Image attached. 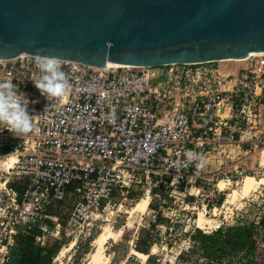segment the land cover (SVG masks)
I'll list each match as a JSON object with an SVG mask.
<instances>
[{"label": "built area", "instance_id": "built-area-1", "mask_svg": "<svg viewBox=\"0 0 264 264\" xmlns=\"http://www.w3.org/2000/svg\"><path fill=\"white\" fill-rule=\"evenodd\" d=\"M241 61V71L224 76L214 63L96 68L61 60L70 86L65 97L49 99L34 87V56L0 61V80L12 81L36 117L23 136L0 128V150L11 149L0 151V264L24 229H36L42 247L63 228L68 237L82 234L116 197L145 186L149 224L168 200L152 194L156 188L169 198H200L207 214L205 193L220 194L219 183L229 182L224 162L214 159L217 169L207 171L212 157L264 149V53ZM188 150L202 155V168L186 164ZM9 156L15 159L6 167ZM69 199L63 227L48 211Z\"/></svg>", "mask_w": 264, "mask_h": 264}, {"label": "water", "instance_id": "water-1", "mask_svg": "<svg viewBox=\"0 0 264 264\" xmlns=\"http://www.w3.org/2000/svg\"><path fill=\"white\" fill-rule=\"evenodd\" d=\"M104 68L241 61L264 53V0H0V61Z\"/></svg>", "mask_w": 264, "mask_h": 264}, {"label": "rangeland", "instance_id": "rangeland-1", "mask_svg": "<svg viewBox=\"0 0 264 264\" xmlns=\"http://www.w3.org/2000/svg\"><path fill=\"white\" fill-rule=\"evenodd\" d=\"M210 65H214L219 70L218 72L225 76L238 73L246 66V63L226 61ZM12 144L17 145V142H12ZM261 150V146L255 150L243 146L241 150L231 148V154L227 158L229 150L225 151V156L222 153L212 157L211 164L207 166V171L217 169L218 166L214 159L219 160V163L224 162L229 178V182L226 179L224 182L229 185L222 189L220 194L211 191L205 193L208 196L210 210L208 208V213H204V215L216 222L210 229H199L194 222L198 211H202L200 198L195 199L193 197L191 202L185 201L182 196L178 195L169 198L162 190L168 199L166 204L161 206L160 215L164 222L151 230L148 222L150 218L147 216L149 197L143 195L147 189L145 186L141 190H132L127 195L116 197L112 201L114 205L112 204L100 213L101 215L92 229L68 237L65 234V228H63L59 237L48 240L47 245H51L54 241L62 243L51 264H90L89 255L93 251L95 240L98 237L102 239L104 255L108 259L107 264H145L147 255L140 260L133 253L137 240L142 239L146 232L150 233L152 239L149 253L156 258L154 264H264V228L262 227H258L254 234L255 251L249 263L247 259L243 258L242 253H227L208 262L201 258V252L196 245L193 246L194 242L191 239L196 230L210 235L219 227L226 228L240 222L257 223L260 217L264 216V183L247 197L242 198L238 194L235 203L225 205L227 195L234 190L238 192L245 176H253L257 179L264 178V166L260 165ZM239 151H241L240 154ZM131 193L132 196L129 197ZM143 198H147L145 213L141 217L137 214L129 221L130 211L136 202ZM151 199V204L158 206L156 198L152 197ZM71 203L72 199H69L53 209L60 214V220L64 223L63 227H65L66 216L71 208ZM213 203L217 207L216 216H213L214 210L212 211L213 206H211ZM63 248L68 250L57 260L58 254Z\"/></svg>", "mask_w": 264, "mask_h": 264}, {"label": "trees", "instance_id": "trees-1", "mask_svg": "<svg viewBox=\"0 0 264 264\" xmlns=\"http://www.w3.org/2000/svg\"><path fill=\"white\" fill-rule=\"evenodd\" d=\"M13 142L16 141L14 140ZM10 150V145L7 144L0 151L2 154H5ZM162 190L161 188L153 189L152 194L158 193L162 197H165ZM131 196L132 193L129 194V197ZM58 205L51 206L48 212L61 219L60 214L53 210ZM151 208L156 209L157 205L151 204ZM162 222H164V219L159 214L155 223L150 224V229H154L155 226L162 224ZM47 225L49 227L53 226L51 221H47ZM258 227L264 228V216L260 217L257 223L240 222L226 228L219 227L210 235L196 230L192 234L191 239L194 242L193 246L196 245L197 249L201 252V258L208 262L217 256H224L227 253H242L243 258L247 259L249 263L255 251L254 234ZM37 235L38 231L36 229H24V232L19 233L16 237L15 244L9 249L8 260L4 264H51L53 257L56 255L62 243L54 241L51 245L46 244L42 247L35 243V237ZM151 245L152 239L150 233L146 232L142 239L137 240L133 255L140 260L147 255L148 258L145 264H154L156 258L149 253Z\"/></svg>", "mask_w": 264, "mask_h": 264}, {"label": "clouds", "instance_id": "clouds-1", "mask_svg": "<svg viewBox=\"0 0 264 264\" xmlns=\"http://www.w3.org/2000/svg\"><path fill=\"white\" fill-rule=\"evenodd\" d=\"M34 59L40 73L33 81L34 87L47 99L65 97L70 85L61 59L39 53ZM28 103L23 93L18 94L12 81L0 80V128H6L16 137L31 133L36 117L29 114ZM185 157L186 164H195L197 169L204 165L202 155L192 150H188Z\"/></svg>", "mask_w": 264, "mask_h": 264}, {"label": "bare ground", "instance_id": "bare-ground-1", "mask_svg": "<svg viewBox=\"0 0 264 264\" xmlns=\"http://www.w3.org/2000/svg\"><path fill=\"white\" fill-rule=\"evenodd\" d=\"M250 55H253L251 53ZM106 66H111V67H120V66H112V65H106ZM262 155L260 159V165L264 166V149L261 150ZM10 157V158H9ZM8 160L4 161L6 167H10V165L14 161L13 156H9ZM264 183V178H255L253 176H245L243 178V181L241 183V186L238 189V192L236 190L230 192V194L227 195V199L225 200V205H230L236 202L238 194L243 197H247L251 192L255 191L260 185ZM229 184L221 181L219 183L220 189H225ZM147 198L139 199L135 206L132 208V210L129 213V218L128 220H132L135 215H139L140 217L145 213L146 210V201ZM224 208V206H222ZM213 216H216V209L213 211ZM195 224L197 228L199 229H210L213 224H216L214 220L211 218H207L203 211H198L197 218L195 219ZM215 227V226H214ZM67 248H63L59 254L57 260L67 251ZM104 246L102 239L100 237L96 238L95 243H94V249L89 255V263L90 264H107V257L104 255Z\"/></svg>", "mask_w": 264, "mask_h": 264}, {"label": "crops", "instance_id": "crops-1", "mask_svg": "<svg viewBox=\"0 0 264 264\" xmlns=\"http://www.w3.org/2000/svg\"><path fill=\"white\" fill-rule=\"evenodd\" d=\"M211 66H213V67H214V65H211Z\"/></svg>", "mask_w": 264, "mask_h": 264}]
</instances>
